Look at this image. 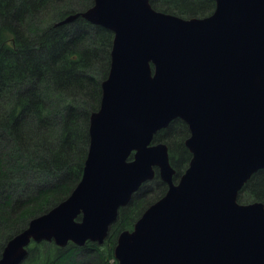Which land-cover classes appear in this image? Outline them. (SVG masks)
<instances>
[{
	"label": "water",
	"instance_id": "95a60500",
	"mask_svg": "<svg viewBox=\"0 0 264 264\" xmlns=\"http://www.w3.org/2000/svg\"><path fill=\"white\" fill-rule=\"evenodd\" d=\"M78 17L114 34L83 174L7 242L0 264H22L33 241L104 243L157 171L168 188L119 233L117 264H264V202L238 199L264 169V0H215L192 17L151 0H94L56 24ZM177 118L191 159L175 182L169 146L154 137Z\"/></svg>",
	"mask_w": 264,
	"mask_h": 264
},
{
	"label": "trees",
	"instance_id": "16d2710c",
	"mask_svg": "<svg viewBox=\"0 0 264 264\" xmlns=\"http://www.w3.org/2000/svg\"><path fill=\"white\" fill-rule=\"evenodd\" d=\"M94 0H0V257L29 221L67 198L82 177L91 113L100 107L110 68L113 32L83 17L56 24ZM183 17L206 16L215 0H151ZM180 118L158 131L178 178L191 153ZM156 176L122 207L103 244L33 242L23 264H110L119 233L165 194ZM240 202H264V169L239 192Z\"/></svg>",
	"mask_w": 264,
	"mask_h": 264
},
{
	"label": "rangeland",
	"instance_id": "374dc122",
	"mask_svg": "<svg viewBox=\"0 0 264 264\" xmlns=\"http://www.w3.org/2000/svg\"><path fill=\"white\" fill-rule=\"evenodd\" d=\"M119 212H120V211H119ZM78 218H79V217H78ZM115 222H116V221H115ZM115 222H114V223H115ZM114 223H113V224H114ZM102 244H103V243H102ZM67 245H68V244H67ZM67 245H66V246H67ZM109 263H110V264H117V259H116L115 257L110 258V259H109ZM22 264H23V263H22Z\"/></svg>",
	"mask_w": 264,
	"mask_h": 264
},
{
	"label": "flooded vegetation",
	"instance_id": "af4514ba",
	"mask_svg": "<svg viewBox=\"0 0 264 264\" xmlns=\"http://www.w3.org/2000/svg\"><path fill=\"white\" fill-rule=\"evenodd\" d=\"M189 133H190V132H189ZM188 136H189V134H188ZM188 136H187V137H188ZM187 137H186V138H187ZM190 159H191V156H190ZM190 159L188 160L187 166L189 165V161H190ZM174 167H175V166H174ZM175 168H176V167H175ZM186 168H187V167H186ZM186 168H185V169H186ZM185 169L183 170V172L185 171ZM176 171H177V169H176ZM183 172H182V173H183ZM182 173H181V174H182ZM176 174H177V172H176ZM180 176H181V175H180ZM180 176H179V177H180ZM179 177L177 178L176 175H175V182L178 181ZM167 188H168V187H167Z\"/></svg>",
	"mask_w": 264,
	"mask_h": 264
}]
</instances>
